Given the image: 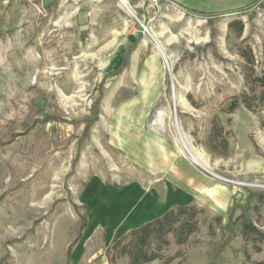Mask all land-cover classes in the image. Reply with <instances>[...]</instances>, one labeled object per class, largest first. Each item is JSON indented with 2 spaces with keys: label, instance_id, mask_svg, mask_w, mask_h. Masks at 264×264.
<instances>
[{
  "label": "rangeland",
  "instance_id": "rangeland-1",
  "mask_svg": "<svg viewBox=\"0 0 264 264\" xmlns=\"http://www.w3.org/2000/svg\"><path fill=\"white\" fill-rule=\"evenodd\" d=\"M174 206L195 232L144 264L264 258V0H0V264H109Z\"/></svg>",
  "mask_w": 264,
  "mask_h": 264
},
{
  "label": "trees",
  "instance_id": "trees-1",
  "mask_svg": "<svg viewBox=\"0 0 264 264\" xmlns=\"http://www.w3.org/2000/svg\"><path fill=\"white\" fill-rule=\"evenodd\" d=\"M188 13L198 16L203 14L199 12ZM232 26V24L229 25V28H232ZM137 44L138 40L131 49L135 48ZM126 62L127 57L125 56L122 66ZM120 71L121 68L109 75L114 76ZM96 117L95 115L92 119L90 118L84 122L86 128L94 123ZM197 212L198 209L195 206H174L165 211L160 217L128 231L107 249L106 257L108 263L115 264V257L109 254L111 251L114 253L118 251L119 257L126 256L129 264H144L157 260L160 257V253L168 246V235L173 236L177 245H182L195 232L196 224L194 219L197 217ZM240 227L244 237L250 235L258 238L263 237L259 230L247 220H243ZM256 252H259V250ZM255 264H264V258Z\"/></svg>",
  "mask_w": 264,
  "mask_h": 264
},
{
  "label": "crops",
  "instance_id": "crops-1",
  "mask_svg": "<svg viewBox=\"0 0 264 264\" xmlns=\"http://www.w3.org/2000/svg\"><path fill=\"white\" fill-rule=\"evenodd\" d=\"M76 1L81 2V3H86L89 5V7L95 10H100L106 4L113 2V0H76ZM128 1L133 2L134 4H139L141 3L142 0H128ZM166 1L169 2L170 4L177 6L178 8L182 10H185L186 12H199L203 14H214V13L226 12L227 10H229L230 7L233 6V3H235V1H238V0H234V2L233 0H231V2L224 1V0H166ZM137 40L139 42V37L135 39L133 45L128 49V52L131 50V48L134 46ZM122 64H123V60H122ZM164 212L165 211L160 213L157 216V218L160 217ZM136 227H138V225ZM136 227H133L129 230H132ZM129 230H127V232Z\"/></svg>",
  "mask_w": 264,
  "mask_h": 264
},
{
  "label": "bare ground",
  "instance_id": "bare-ground-1",
  "mask_svg": "<svg viewBox=\"0 0 264 264\" xmlns=\"http://www.w3.org/2000/svg\"><path fill=\"white\" fill-rule=\"evenodd\" d=\"M124 5V4H123Z\"/></svg>",
  "mask_w": 264,
  "mask_h": 264
}]
</instances>
